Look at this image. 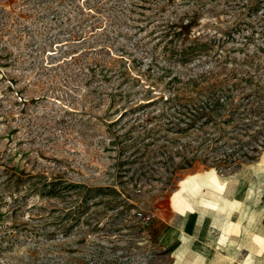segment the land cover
I'll return each mask as SVG.
<instances>
[{
    "label": "rangeland",
    "instance_id": "rangeland-1",
    "mask_svg": "<svg viewBox=\"0 0 264 264\" xmlns=\"http://www.w3.org/2000/svg\"><path fill=\"white\" fill-rule=\"evenodd\" d=\"M246 28L264 30V0H0V264H174L149 241L150 225L178 221L181 212L171 198L179 193L186 201L183 182L192 185L186 195L201 190L206 171L231 189L249 182L252 207L263 216L264 152L258 162L223 175L196 166L170 178V166L181 159L160 153V146L177 141L159 119L146 125L157 140L146 158H128V150L118 158L133 162L125 169L132 185L124 188L133 207L124 215L121 207L99 206L66 229L69 198L39 199L26 181L41 175L112 184L118 148L142 135L148 116L168 113L169 105L160 102L134 115L127 110L173 93L195 96L231 71L209 57L171 62L170 47ZM244 34H235L227 49L241 47ZM252 44L264 45V37L257 33ZM174 77L178 81L171 83ZM131 129L128 140L123 134ZM116 136L122 137L112 146ZM135 141L134 149L147 142Z\"/></svg>",
    "mask_w": 264,
    "mask_h": 264
},
{
    "label": "trees",
    "instance_id": "trees-1",
    "mask_svg": "<svg viewBox=\"0 0 264 264\" xmlns=\"http://www.w3.org/2000/svg\"><path fill=\"white\" fill-rule=\"evenodd\" d=\"M242 33H245V42L242 46L239 48L231 46L227 49L234 43L235 34ZM257 33L264 37V30L233 29L220 38L193 40L185 46L170 47L171 62L185 65L209 57L231 71L222 80L197 89L195 96L185 98L173 93L164 101L163 98H150L146 99V103L137 104L130 108L131 110H127L128 115H134L160 102L169 105L168 113L161 112L158 118L152 115L145 120L143 134L136 137L140 143L147 141L146 143L134 149V144L139 142L135 141L136 138L132 140V129L128 134H123V137L132 141L127 146L120 147L124 150L118 148L113 164L115 174L112 177V184L86 186L63 179L47 180L41 175H33L26 181L32 182L31 190L34 195L47 201L63 202L69 198L67 202L69 207L62 215L63 221L70 220L66 229H72L81 223L80 220L88 215L91 209L99 206H104L105 211L121 207L124 210L118 213L124 215L133 207L128 203L131 200L124 190L125 186L132 185L131 176L126 179L128 171L125 169L131 167L133 162L127 160L137 153L146 158L152 151L150 149L157 144V140H152V133L155 131L145 130L146 125L156 119L164 120L167 128L163 132L173 135L177 141L159 147L160 153L165 155L167 160L173 159L174 156L181 159L179 164L170 166V178L175 177L179 171L196 166L212 168L223 175L244 165L258 162L264 152V45L250 46ZM251 47L253 50H250ZM175 81H178L176 77L170 80L171 83ZM190 83L197 84L195 81L187 84ZM125 112L126 110L116 117L111 125L121 121L126 115ZM189 135L193 137L187 138ZM118 137L122 136L112 138L110 142L112 146ZM163 140L172 142L168 139ZM182 140L183 143H179ZM127 150L128 158L119 161L121 153ZM136 215L142 217L139 221H145L142 213Z\"/></svg>",
    "mask_w": 264,
    "mask_h": 264
},
{
    "label": "crops",
    "instance_id": "crops-1",
    "mask_svg": "<svg viewBox=\"0 0 264 264\" xmlns=\"http://www.w3.org/2000/svg\"><path fill=\"white\" fill-rule=\"evenodd\" d=\"M203 175L201 190L186 195L181 186L186 201L179 193L171 198V206L181 212L175 215L178 221L152 223L149 241L164 248L174 264H261L264 213L259 217L261 210L252 207L250 183L239 181L231 189L215 172Z\"/></svg>",
    "mask_w": 264,
    "mask_h": 264
},
{
    "label": "bare ground",
    "instance_id": "bare-ground-1",
    "mask_svg": "<svg viewBox=\"0 0 264 264\" xmlns=\"http://www.w3.org/2000/svg\"><path fill=\"white\" fill-rule=\"evenodd\" d=\"M195 186V184H194ZM182 189L185 190L186 192L190 191L192 189V185L185 183L182 185Z\"/></svg>",
    "mask_w": 264,
    "mask_h": 264
}]
</instances>
